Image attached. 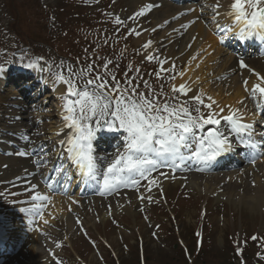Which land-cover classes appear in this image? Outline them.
<instances>
[{
    "label": "rangeland",
    "instance_id": "374dc122",
    "mask_svg": "<svg viewBox=\"0 0 264 264\" xmlns=\"http://www.w3.org/2000/svg\"><path fill=\"white\" fill-rule=\"evenodd\" d=\"M77 1L0 0V65L6 69L2 76L3 83H0V117L7 116L10 111L15 110L23 118L32 121L29 125L35 136L43 139V147L33 149L31 156L22 159L25 163H29L33 155L37 157L51 155L60 163L62 156L56 157L58 149L56 140L49 139L48 132L58 122H63V114L58 112H62L61 106L64 101L61 99L62 95H56L54 91L58 85L44 84L42 81H36L35 85L32 83L34 76L21 66V57L24 58V63L30 61L43 63L46 66L47 76L54 81V74L60 70L58 65L70 66L78 71L92 63L95 70L103 72L105 60H111L108 71L114 73L122 85L127 74L133 84L139 86L137 90L145 95L151 90L162 93L163 96L172 95V86L176 78L165 79L168 71L162 69L173 67L180 49L189 40V29L193 25L186 27L188 29L181 33L171 31L173 38L163 40V48L157 49L153 46L155 41L160 40L164 32L172 28L174 30L177 19H169L164 26L157 27L152 19L153 8L146 11L145 17L149 22L142 20V16L136 17L134 21L128 19L145 6L142 4L135 8L134 0ZM118 3H122L123 6H118ZM169 3L176 4V1ZM179 4L183 7L191 5L186 0ZM186 12L194 13L189 10ZM116 17L125 21L127 26L117 25ZM185 24L188 23L184 22L183 25ZM201 25L203 29L207 26L204 23ZM130 28L141 32L147 30L151 32L156 29L154 35L146 40L153 41L149 51L143 48L145 43H140L137 36L129 35ZM221 34L219 28H213L211 33L213 52L224 47L219 39L216 40ZM168 50L173 52V56L166 55ZM148 54H152L155 59L148 61L146 59ZM223 58L224 55L219 56V59H222L221 63L224 61ZM158 61L167 62L161 64ZM262 68L264 69V61L251 68L254 72L249 70V74L261 75ZM137 69L139 72L136 71ZM158 70L161 71L163 79L151 76L146 78V74L156 76ZM145 82L148 88L145 87ZM23 83H29L26 84L27 89L22 86ZM61 85L64 93L66 88ZM11 89L17 93L12 95L9 92ZM243 92L249 96L248 92L245 90ZM207 96L206 94L205 98ZM186 98L181 97V99ZM252 102L251 99L250 104ZM36 103L40 104L39 117L31 108ZM252 106L254 108V103ZM258 116L259 120L255 124L260 128L259 124L263 122L260 120L264 119V113H259ZM3 127L5 126L0 125V129ZM117 139L122 143V135L117 134ZM115 150L113 146L106 151L110 154ZM0 155L3 157L1 153ZM237 157L239 158L240 155ZM260 161L262 162L259 163ZM104 164L101 166L104 167ZM260 165H264V155L258 156L256 162L249 168L255 170ZM36 167L39 173L46 172L44 163ZM233 169L235 170L224 167L221 168V172L233 171L239 174L245 167ZM51 172L52 170L49 171L46 184L51 178ZM156 175L159 176V173ZM22 181V179L17 181L15 173L0 175V193H3V196H0V219L6 221L12 228L9 230L10 234L4 235L6 242L0 248V264H38L36 259L38 246L40 245L44 252L43 241L52 240L54 256L47 259L48 264H57V260L61 264H261L264 262L262 256L264 246L253 250L252 243L248 240L251 233H256L259 238L257 241L260 240L264 245V220L253 223L248 219L251 215L250 209L242 207V203L225 200V196L218 199L213 192L205 194L203 191L198 192L191 187L179 185V189L191 196L190 201L181 206L177 205L175 210L170 211L161 194L149 200L142 214L129 216L120 208L99 213L100 208L97 207H100V201H83L81 199L83 196H76L77 189L71 187L68 182L71 191L67 197L71 199L67 198L70 207L65 214L52 217L49 214L51 204L49 203L43 213V218L49 221L47 225L40 217L33 218L32 225H25L29 221V216L19 209L30 203L28 201L31 193L26 191L29 184ZM57 186H61V183L59 182ZM174 187L178 188V186H168L171 189ZM171 189L167 191L171 192ZM175 195L182 197L178 194V190ZM152 206L161 207L163 212H159L157 216L153 215ZM67 214L71 218L79 219L81 224L76 221L73 226H69L65 219ZM100 214L102 215L99 216ZM106 220H111L113 224L118 223L109 229L107 226L109 222ZM13 222L18 224L12 225ZM19 226L23 229L16 228ZM30 227L32 231H29ZM103 231L106 233L105 237L102 235ZM202 231L206 235L201 243L199 236ZM244 241L246 244L241 248V243ZM56 243H60L61 247H56ZM237 247L242 250L239 254ZM258 253L261 255L258 256ZM242 259H245V262L241 261Z\"/></svg>",
    "mask_w": 264,
    "mask_h": 264
},
{
    "label": "snow or ice",
    "instance_id": "6c2138e0",
    "mask_svg": "<svg viewBox=\"0 0 264 264\" xmlns=\"http://www.w3.org/2000/svg\"><path fill=\"white\" fill-rule=\"evenodd\" d=\"M153 7L155 5H145L128 19L134 21L136 17L144 16L146 11ZM212 7L217 27L225 34L231 31L223 28L218 22L222 7L220 0H215ZM247 9L252 11L249 12ZM224 15L239 26L237 38L264 37V0H231L229 10ZM115 23L127 26L119 17H116ZM141 34V31L135 28L129 29V35L139 37ZM224 39L225 36L222 35L221 42ZM152 43L151 40L147 41L143 48L149 49ZM146 59L151 62L155 57L148 54ZM158 62L163 64L167 61ZM111 63V60H105L103 72L95 70L92 63L78 71L61 64L57 66L60 70L54 74L55 81L66 88L61 96L64 101L61 107L64 128L69 132L65 133V138L61 139L59 144L63 146L69 161L76 168L80 180L93 184L100 196L118 193L120 189L138 191L142 181H147L146 190L150 192L152 185L159 187L157 184L159 177L168 175L160 171L161 169L168 168L170 171L188 169L189 164L194 162L197 165L196 171H206L213 162L234 151L236 145L250 150V162L253 164L258 156L264 155V139L260 141L253 139L254 122H244L239 109L231 105L220 106L211 96L206 97L209 102L205 103L203 93L189 97L188 93L192 89L187 82L178 87L173 85L170 97L154 90L145 95L137 90L139 86L134 85L127 74L122 85L115 74L108 71ZM239 64L241 68L248 67L243 59ZM21 66L34 69L37 63L31 61L24 63V58L21 57ZM40 70H44L42 66ZM162 70L174 71V66L172 69ZM249 70L254 72L252 69ZM136 71L139 72V69ZM5 72L6 69L0 65V76ZM178 74L184 75L183 72ZM255 75L257 82L251 87L248 80L243 81L244 89L249 96L241 99L239 103L244 104L245 99L250 98L257 112L264 113V76L259 73ZM156 77L163 79L161 71L156 72ZM169 78L174 80L176 76L172 75ZM145 87H149L147 82ZM202 108L207 109L206 114ZM226 108L227 114H224ZM104 132L122 135V147L114 153L99 156L95 154L94 141ZM60 134L57 132L58 136ZM261 136L264 137V133H261ZM17 155L28 156L29 153L21 151ZM104 163L106 167L101 166ZM55 171L63 174L65 169L61 166ZM154 173H159V176H154ZM58 183V179L50 178V182L46 184V192L38 190L37 184L30 183L26 189L31 193L28 201L30 207H21L19 211L29 217H40L47 225L49 221L43 219L44 208L51 202L52 195L60 194L56 187ZM63 194H67L66 187ZM0 196H3V193H0ZM138 199L143 201L150 197L141 195ZM28 223L32 225L34 219H30ZM77 223L81 224L79 219ZM7 227V222L0 219V236L4 235ZM32 230L30 227L29 231ZM252 239L256 240L257 237L253 236ZM56 247H61V244L56 243ZM241 251V248L237 247V253ZM51 254L54 256V253ZM260 255L258 253V256ZM57 264L61 262L57 260Z\"/></svg>",
    "mask_w": 264,
    "mask_h": 264
},
{
    "label": "bare ground",
    "instance_id": "6f19581e",
    "mask_svg": "<svg viewBox=\"0 0 264 264\" xmlns=\"http://www.w3.org/2000/svg\"><path fill=\"white\" fill-rule=\"evenodd\" d=\"M134 1H135V5H134L135 8L140 7V5L142 4L149 5L153 3H159L157 8H153V10H151V13L153 14L152 19L154 20L155 25L157 27L164 26L166 24L165 21H168L173 16L179 18L180 16H182L181 13L185 11V9H183L182 6H175L169 2H166L165 0H159L157 2L153 0H134ZM192 1L194 2V6H192V8H194L195 10L194 13L198 19L197 21L194 19L195 22L193 23V21L189 19L190 16L188 15L185 17H180L179 19L176 20L175 25L177 26V28L183 27L182 23L184 22L187 23L188 21H191L190 24H192L193 26L189 29V41H187L188 43L186 42L184 43V46L180 49L178 56L173 62L174 71H168L169 75L167 74L166 79L171 77L172 75H177L174 81V85L178 87L179 85L187 82L190 88L192 89V91L188 93L189 97H191V95L193 94L197 95V94L203 93L202 98L205 99V103H208L209 101H207V99L205 98L207 94L208 96L213 97L219 103L220 106L231 105L233 108L239 109L240 110L239 114H244V119H243L244 122H251L254 114L248 116L247 112L244 111L245 108H248L246 104H249L251 99L250 98H249L250 100L245 99L244 104L239 103L241 99L248 97V95H246V93L243 92V90L245 89L242 83L244 80H248L249 87H251L252 84L257 82V77L255 75H250L249 69L251 68L253 69L257 63L264 61V52L261 54L259 53L255 54V52L250 53L249 56L252 55V58L251 57L236 58V55H232L234 51L233 49H235V45L232 48L230 47H226L222 49L218 48L216 52L215 50L213 52L211 50L213 46V42H212L213 37L211 36V33H212L214 26H217V21L213 19V7H212L215 4V0H192ZM220 2H221L222 7L220 8L221 15L219 17L218 22L221 26H223V28L231 29V31L227 32L226 34L225 33L223 34L225 38L230 39V36H232L234 33L238 34L239 26L234 24V22H232L230 18L224 15V13L229 10V4L231 3V0H220ZM117 5L123 6L122 3H118ZM245 7L247 8V6ZM198 9H201L200 16L197 13ZM247 11L251 12L252 10L247 9ZM146 14L147 12L145 13V15ZM145 15L142 16V20H146ZM200 20H202V22ZM146 22H149V21L146 20ZM202 23L207 24L206 28L204 27L203 29L201 25ZM171 31H174L173 28L170 31L164 32L163 37L160 40L155 41L153 45L154 48L162 49L163 48L162 41L164 39H169L172 37L173 34ZM153 32L154 31L148 32V30L142 31L141 36H139L137 40L140 43H146L147 42L146 40L149 39L148 37L154 35ZM256 38L260 40L261 36L256 37ZM256 38H253V39L255 40ZM231 41L229 40V42ZM234 42L235 41H233V43ZM238 42L241 45L242 44L246 45V49L243 48L244 52L246 51V53H248L253 50L252 44L247 39H241ZM263 42H264V38L262 37V40H260V44L256 43L255 45H258L257 47H260ZM189 45L191 46L189 47ZM149 50L150 49H147V51ZM202 51L204 53L201 54ZM166 55L173 56V52L168 50L166 52ZM222 55L225 56V58H223L224 60L223 63H221L222 59H219V56H222ZM241 59H243L244 62L248 65L247 68L240 67L239 61ZM41 66L44 69L43 71L40 70ZM32 71L35 77L37 79H41V81L44 84L46 83V84L58 85L57 88L54 89V91L56 95H62L64 88L62 87L60 83H56V81L50 79V77L46 75V66H44L43 63L38 62L36 68L32 69ZM181 72L184 73L183 76H180L178 74ZM261 76H264L263 68L261 69ZM3 79L4 78L1 76L0 83H3ZM10 93L14 95L15 91H10ZM38 107H39V104L37 103L33 104V112L36 114V116H39ZM202 111L205 114L207 113V109L202 108ZM58 113H62V112L59 111ZM224 114H227V108ZM23 121H25V119H23L20 116L15 117V120L9 115L1 116L0 122L4 123L3 125L6 126L5 129H1V131H3L2 134H10L7 132L12 129L10 127H14L16 129L20 128L23 130L24 128L21 126L27 125V121L26 123ZM261 125L264 126V124H261ZM11 131H13V129ZM57 132H60L61 134L58 136ZM67 132H69V130L64 128L63 122L58 123L55 127L51 128L50 132H48L50 133L49 139H56L57 145L59 146L58 148L63 149V146L59 144V141L65 138V133ZM261 133L262 132H255L254 135H259ZM18 134H19L18 138L15 137L13 141H15L20 146L25 147L29 150L34 149L42 141L41 139H38L32 135L26 134V132L24 131H21V135L20 133ZM25 137H28L29 139L28 144H25V141H24ZM100 139L105 141V140H108V138L99 134L97 136V139L94 141L95 150L96 152H98L96 153V155L104 156L107 153L98 151L97 149V145H98L97 143L100 142ZM109 144L110 143H108V146ZM235 151H237L238 153H242V155H244V158L246 160L244 164L242 165H245V163L248 160H250V157L249 156L246 157L245 155L244 147H240L237 145V148ZM230 154L226 157L233 158V155H230ZM222 158L223 156L220 157L219 160H221ZM109 159H111L110 155H109ZM50 160H51L50 158L47 159V163H46L48 166L47 167L48 171L51 170V167L53 165L52 163L49 164ZM219 160H217L214 165H210L209 169L206 171H196L195 169L197 165L194 162L189 164L188 169H184V173L182 175H178L177 173L172 172V171H167L166 173L168 175L166 177H159V179L157 180V184L159 185V187H157V185L155 184L152 185L150 192L146 190L147 181H142L141 187L138 191L137 190L131 191L130 189H127L128 191H125V190L120 191L119 193H116L110 197H107V199H103V201H101L102 203L100 202L101 207H100L99 213L105 212L104 210H107L106 212H110L109 211V206H110V209L120 208L124 210L129 216L131 214H134L136 216V213L142 214L143 211L141 209H144L149 203L148 202L149 199H145L141 201L140 199H138V196L143 195L145 197L151 198V197H158L161 194L164 196L167 203H169V210L173 211L177 208V205L181 206L183 203L190 201V197L187 195V193H185L182 189H179V185H181L182 187H188V188L191 187L198 192L203 191L205 194L213 192L217 195L218 199L222 196H225V200L229 199L233 203H242L243 205L242 207L248 208L251 211V215L248 218L249 220L253 221V223H256L257 221H260V220H264V165H260L257 168L258 170L246 168L239 174L234 173L233 171L223 173L221 172L222 170L220 168H223V167L231 168L232 166L230 165H233V167H235V166L240 165V163L237 161L235 163H232L234 159H232V161L231 160L228 161L224 158L220 162ZM29 161L31 163L30 162L25 163L20 158L2 157L0 155V175L9 174V173H15L16 175H22V174H27L31 172L33 176L36 177L34 166L43 162L44 158H39V157L31 158ZM69 164H71V162L66 161L65 163H63V165H61L67 171L65 175H62L61 173H57L55 171L53 174V179H58V180H61V178H63V180H65V178L68 179L69 172H70L68 168ZM5 165H7V167H5ZM56 168L57 167L55 166L54 170ZM74 169L76 170L75 167ZM3 176H6V175H3ZM78 177L79 175L74 174L72 178L73 179L72 183L75 184L77 181L80 184V187H78V191L76 192V194L80 193V194L85 195L87 193H90L89 190L83 187L84 182L80 180V177L78 179ZM28 183L37 184L38 190L42 192L47 191L46 187L41 188V186L34 180H29ZM168 186H171V187L178 186V188L174 187L173 189H171V188H168ZM169 189H171L170 190L171 192L167 191ZM177 190H178V194H181L182 197H179V195H177L176 197L175 192H177ZM61 191L62 189H59V192ZM86 199H88V201L92 199L98 200L97 198H95V196L94 197L87 196ZM27 207H30V204ZM68 207H70V204L65 199H63L61 196H58V195L52 196L49 214L52 217L57 216V215H63L65 214ZM153 207H152L153 215L157 216L159 212L160 213L163 212L162 208H160L159 206H153ZM101 215L102 214H100L99 216ZM66 216L67 217L65 219L66 221H68L69 226H73V224L77 221V219L74 217L71 218V216H69L68 214ZM106 221L109 222V224L107 225L109 229H111L112 225H115L118 223V222H114L113 224L111 220H106ZM15 224H18V223H15V222L12 223V225H15ZM16 228L23 229L21 228V226L16 227ZM10 229L12 228L10 227ZM8 233L10 234V231ZM233 234L234 232L232 233V235ZM205 235L206 234H203V231H202L201 236L203 237ZM253 236L257 237V239L259 238L256 233H251L249 235L248 240H250V242L254 245V247L258 248V247L264 246L263 243L260 242V240L259 241H257V239L253 240L252 239ZM246 241L241 243V247L246 244ZM43 244H44L43 246L44 252L42 251V247L40 245L38 246V256L36 258L38 260V264H48L47 259L53 256L51 254L53 253V249H54L53 240L50 242L43 241L42 245ZM261 264H264V262H261Z\"/></svg>",
    "mask_w": 264,
    "mask_h": 264
}]
</instances>
